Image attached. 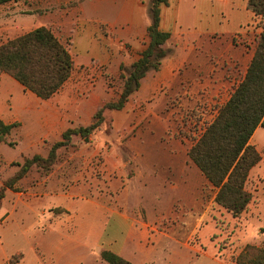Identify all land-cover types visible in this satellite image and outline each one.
<instances>
[{"label":"crops","instance_id":"0c3cea01","mask_svg":"<svg viewBox=\"0 0 264 264\" xmlns=\"http://www.w3.org/2000/svg\"><path fill=\"white\" fill-rule=\"evenodd\" d=\"M74 1L76 2L68 4V0H17L2 4L0 5V38H14L23 34L21 31L24 27H33L32 29H34L45 25L52 28L54 26L58 29L67 27L78 35L88 37L90 42L94 41V35L97 34L100 37V35H103L102 31L97 25L87 28L84 20L76 19L77 16L72 15L67 10L69 7H71L69 9L76 6L80 7V1L82 0ZM187 1L168 0V4L161 6L160 22L162 30L171 31V37L166 43L167 46L174 47L177 37L187 38L184 42L185 51L187 52L184 57L187 60L183 57L180 62H176V54H170L163 60L159 70L150 71L141 80L139 92L143 91L148 96L137 98L140 104L144 100L149 101L152 97L151 92L158 87L167 88L170 91L171 88L175 87L176 81L180 87L213 88L220 85L224 86L228 84L226 79H220L211 76V74L223 73L232 67L237 69V63L241 66L245 63L248 68L254 50L249 52V47L241 44L236 45L233 42L236 33H239L250 22L248 15L245 20L241 18V11L237 4L238 0H223L220 4L215 3L217 1L210 0V14L203 19L200 28L195 27L193 39L188 38L190 35L188 30L180 31V24H187L190 17L183 9ZM196 4L198 6V3ZM201 5L203 8L208 9V2L202 3L201 1ZM148 6L146 0H129L123 4L120 17L123 19L124 25L121 26L119 31L102 38L105 44L103 48L94 45L89 48L88 58L99 56L100 59L108 60L109 72H116L122 63L129 65L138 59L141 51L146 48L149 42L147 29L151 23V16ZM57 7L63 9L60 15L55 13L60 12L59 9H56ZM190 7H196V5L191 2ZM207 11L209 12V9ZM250 11L247 0L246 14H249ZM35 14H42L43 16L40 21L34 19L33 24H30V18ZM26 16H30V18ZM253 17L254 15L251 21H254ZM122 56L128 58L129 62L122 59ZM187 62L194 67L185 71L180 68V65L185 66ZM181 71L184 72L180 75ZM203 73L208 74L209 77L203 79L197 76V74L202 75ZM6 74L8 73H2L0 76V107L9 110L7 118H4L3 121L5 123L18 122L20 134L26 138L27 146L37 147L38 150L44 149L46 152L53 141L62 138V134L66 129L74 127L76 123L88 124L101 105L119 97V91L116 92L114 86L98 92L97 85L93 87L92 84H89L87 89L83 91L84 82H76L74 73H72L69 80L58 92L50 98L43 99L32 91L25 90L24 86L12 75L8 74L15 81L5 77ZM8 94L11 96L10 101L4 102L2 98ZM112 95L115 96L114 99H111ZM105 97L107 98L105 99ZM130 100L123 109L109 110L114 123L113 130H115V125L118 122L117 112H129ZM23 112H32L31 117L28 118V124L22 114ZM133 113L136 115L135 112ZM260 128L261 126L256 129L251 142L256 145L262 158L251 170L250 178L255 173L261 175V179L259 186H256V191L253 192V199L248 208L257 198L259 201L258 213L264 216V146H260L258 142L254 141V136ZM121 131L115 130L118 135L126 137L129 135L130 137L125 139V144L121 142L116 144L114 150L107 155V158H109L106 163L108 171L110 173L118 171V177H115L112 183L113 193L103 190L98 183L87 182L84 179L81 182H76L75 185L70 184L69 187L63 188L59 194L57 193L62 198V202L54 208L60 207L63 209L62 217L56 220L50 219L47 223V229L52 231L56 228L63 231L62 226L70 221H75L76 225L75 238L72 239V237L61 234L62 237H60L57 245L50 242L48 245L43 246L45 250L52 246L56 251L62 250V254L57 257L54 264H94L95 261V264H98V260L90 258V256L93 253L99 256L103 249H110L136 264H138L136 259H139L142 264H184L183 258L179 257V251L176 254H171V252L170 254H162L160 249L164 251L166 247L164 249V246L159 245L157 241L161 237H165L166 240L179 239V234L183 231L181 225L185 224L187 215L189 216L194 210L187 211L183 209L182 213L171 219L172 222L169 223L171 224L170 230H165L160 228L158 223L162 218L166 219L168 217L167 213L158 214L156 218L159 221L156 222L154 218L153 220H150L147 216V218H143L141 209H134L131 212L129 207H125L123 201L126 198L125 192L128 184H134L136 181L141 186L138 193L149 194L160 201L162 191H164L162 184L165 181L169 184L168 189L171 191L178 190L182 195L193 192L195 201L197 200L200 207H202L201 182L196 184L197 179L198 181L201 180V173H198L201 171L197 172L196 165H193L188 156L190 147L187 148L179 138L169 135V131L165 130L163 140L155 139L154 142L151 139H143L142 131L139 129L133 130L132 133H127L130 131L129 127L127 131L124 129V132ZM53 134L56 137L55 140H53ZM153 152L158 153V155L154 157ZM113 157L115 160L112 163L111 159ZM160 158L161 160H157ZM159 163L165 164L164 173H159L156 169V164ZM129 165L134 168L130 177L125 171ZM123 176H125V181L120 183L119 181L123 179ZM23 178L26 180L25 176ZM206 182L211 188L215 189L209 181ZM37 183L41 187L47 184L42 193L22 191L18 194L12 192V195L7 194L6 199L11 203L12 210L22 204L30 211H34L33 199L38 201L42 196L53 195V173L48 177L39 179ZM216 192L215 189L211 202H215ZM14 194H17V198L14 202H11L10 200ZM90 208H94L98 212V214L96 213L97 216L93 218V222L86 216ZM51 210L53 211V207ZM5 213L8 214L9 210L6 209ZM208 213L209 210L206 208L204 214L199 216L195 214V227L200 225L204 215ZM37 214L34 225L39 227L42 218L39 215L40 213ZM41 214L45 215L46 211H42ZM260 221L262 223L264 219ZM74 239L78 242L76 247L72 245ZM45 241L46 239L43 238L40 242L41 245ZM184 245H187V242H184ZM70 248L78 251L82 250V253L76 258L72 253L69 254ZM50 264H53V259Z\"/></svg>","mask_w":264,"mask_h":264},{"label":"rangeland","instance_id":"374dc122","mask_svg":"<svg viewBox=\"0 0 264 264\" xmlns=\"http://www.w3.org/2000/svg\"><path fill=\"white\" fill-rule=\"evenodd\" d=\"M128 1L82 0L80 1V7L76 6L72 9H69L71 8L69 7L67 9L72 15L77 16L76 19L80 18L84 20L87 28L93 27L94 25L100 28L103 35L99 37L95 34L93 37L94 41L90 42L88 37L85 38L83 35H78L67 27L59 29L57 27L54 28V26L53 28L51 27L59 38L64 42L70 43L68 44L75 60V68L73 70L74 80L76 82H84L83 91L87 89L89 84H92L93 87L97 85L98 92L111 86H114L116 92L119 91L120 93L122 90L123 79L120 75V68L124 63L120 65L116 72H109L108 60L100 59L99 56L88 58V50L93 45L98 48H103L105 44L102 38L120 30L121 26L124 25L123 19L120 17L123 4ZM146 1L150 5V0ZM201 1L202 3L205 1L208 2L207 7L209 12L207 8L202 7ZM214 1L220 4L223 0ZM246 1L238 0L237 4L241 11V18L245 20L248 15L250 22L239 33H236L233 42L236 45L241 44L249 47L248 50L251 52L255 50L256 41L262 28L258 24L260 22L259 18H255L254 16V21H251L254 14L251 11V14H246ZM71 2L76 1L68 0L67 3L71 4ZM191 2L196 7H190ZM196 3H198V6ZM209 4L210 0H188L186 2L183 9L190 17L187 24H180V31L188 30V33H190L188 38H194L195 34L193 33H195V27L200 28L203 19L206 15L210 14L211 8ZM28 6L30 7V5ZM56 9L59 8L57 7ZM59 10L60 12H55L57 15H60L63 9L61 8ZM42 16V14H35L32 18L30 16L26 17H29L30 24H33L34 19L40 21ZM32 28L24 27L21 33L28 32ZM8 39L10 38L5 39V37H2L0 38V43ZM186 40L187 38L177 37L174 47L167 46L172 48L171 54H176V62H180L187 55L184 44ZM189 42L192 44L190 40ZM121 58L128 60L124 56ZM193 67L189 62L185 66L180 65V68L185 71ZM246 70L245 63L242 66L237 63V69L232 67L227 69L226 72L211 74V76L228 81L227 85H220L213 88H195L194 86L180 87L176 81L175 87L171 88L170 91L167 88L163 89L160 87L152 91L150 100H142V104L138 103L137 98L140 99V97L148 95L143 91L139 92L138 89L131 95L132 98L130 97L129 112H117L116 118H118V122L115 125V130H122L121 132H124L123 129L127 131L129 127L130 131L127 133H132L133 130L139 129L142 131V138L151 139V141L155 139L162 141L165 130L169 131V135H174L176 138H179L189 148L204 131L206 126L214 119L219 107L228 100L234 88L243 78ZM183 72L181 71L180 75ZM197 76L203 79L209 77L206 73L202 75L197 74ZM5 77L15 81L8 74ZM10 97V94L7 96L4 95L2 100L4 102L8 100L7 102H9ZM114 98L115 96L112 95L111 99ZM0 108V119L4 120V118H7L6 116L9 110H6L5 107ZM32 112L22 113L26 118L27 124ZM105 114L106 118L101 126L86 139L80 134H73L71 142L67 146H63L57 150V159L49 171L43 167L34 165L25 175L26 180L21 178L11 188L6 189V195L0 207V264H50L52 259L53 264L56 262L57 257L62 254V250L56 251L53 246L45 250L43 246L45 244L48 245L50 242L57 245L60 237H62L61 234L72 237V239L75 238V221H70L62 226L61 229L63 231L56 228L52 231L47 229V223L50 219L56 220L62 217L63 209L54 207H57L62 202V198L57 193L59 194L63 188L69 187L70 184L75 185L76 182H81L84 179L87 182L98 183L103 190L113 193L112 183L114 181L113 179L118 177V171L116 170L113 173L108 171L106 163L109 158H107V155L114 150L116 144L120 142L125 144V139H128L130 136L118 135L113 130L114 123L109 111H106ZM91 121L86 125H89ZM80 125L84 124L76 123L74 127ZM19 127V123L16 122V126L0 142V186L19 171V163H23L27 157H32L36 153L47 156L50 150L49 148L46 152L44 149L38 150L37 147H28L26 138L20 134ZM55 138L53 134V140ZM254 141L258 142L260 146H264L263 127L256 132ZM157 155L158 153L153 152L154 157ZM114 160L115 158L113 157L111 162L113 163ZM157 160H161V158ZM193 165L195 164L193 163ZM164 166V163L156 164V169L159 173H164ZM195 169H197V172L200 171L197 166ZM133 170L134 168L130 165L125 169L129 177ZM52 173L53 195L42 196L38 201L33 199L34 211H30L22 204H19L16 209L12 210L11 203L6 199L8 193L11 195L12 193L18 194L22 191L42 193L47 184L41 187L37 182L39 179L48 177ZM191 176L193 177L194 175L192 174ZM200 178V181L198 179L196 180V184L197 182H201L202 207H200L197 200L195 201L193 192L182 195L178 190L171 191L168 189L169 184L165 181L162 184L164 191H162L160 201L156 198L154 199L149 194L144 195V193H138L141 186L136 181L134 184H128L127 191L125 192L126 198L123 204L125 207H129L131 212L134 209H141L143 218L148 217L150 220L154 218L156 222L159 221L156 218L158 214L162 212L167 213L168 217L166 219L161 217L162 220L158 223V226L165 230H170L171 224L169 223L172 222L171 219L173 217L175 218L179 213H182L181 211L183 209L187 211L194 210L189 216L187 215L185 224L181 225L183 231L180 232L179 239L171 238L166 240L165 237L158 239V244L163 245L164 249L166 247L164 251L160 249L162 254H170V252L171 254H176L179 251V257L183 258L184 264H238L237 258L247 244L264 246V221L262 223L260 221L264 219V216L258 213L259 201L256 198L248 210L244 211L240 216L234 217L216 202H211L215 194V189L207 184L206 181L208 180L202 173L200 174ZM260 179L261 175L253 173V176H251L248 182V189L255 192ZM122 181H125V176L119 182L121 183ZM152 190L154 191L153 188ZM17 194L12 196L11 202L16 200ZM52 207L53 211L51 210ZM206 208H208L209 213L207 215L205 214L200 225L195 227V214L197 216L204 214V209ZM6 209L9 210L8 214L5 213ZM44 210L46 214L42 215L41 212ZM37 213H40L39 215L42 218V223L39 227L34 225V219L38 216ZM96 213L98 214L97 210L90 208L86 216L93 222V218L97 216ZM42 237L46 241L41 245ZM73 241L72 245L76 247V243L78 242L75 239ZM184 242H187V245H184ZM70 253L77 258L82 253V250L78 251L70 248ZM90 258H96L98 264H105L101 253L99 256L93 253ZM136 260L138 264H142L139 259Z\"/></svg>","mask_w":264,"mask_h":264},{"label":"trees","instance_id":"16d2710c","mask_svg":"<svg viewBox=\"0 0 264 264\" xmlns=\"http://www.w3.org/2000/svg\"><path fill=\"white\" fill-rule=\"evenodd\" d=\"M11 1L17 0H0V5ZM163 4H168V0H150L149 42L138 59L121 65L123 84L119 97L101 105L89 125L66 129L62 138L50 146L47 156L36 153L19 163V171L0 186V207L6 189L23 178L32 166L49 171L57 159V150L67 146L73 134L86 139L104 122L106 111L123 109L140 88L141 80L150 71L161 68L163 60L172 53V48L166 45L171 31L160 28ZM248 8L260 19L258 24L262 28L252 59L228 100L188 150L190 160L217 190L215 202L234 217L246 211L253 199L248 182L251 170L262 158L251 138L259 126L264 128V0H248ZM68 43L45 25L1 42L0 76L8 73L25 90L43 99L50 98L65 85L75 68ZM15 126L16 122L5 123L0 119V142ZM101 257L105 264H135L110 249H103ZM237 260L238 264H264V246L247 244Z\"/></svg>","mask_w":264,"mask_h":264}]
</instances>
